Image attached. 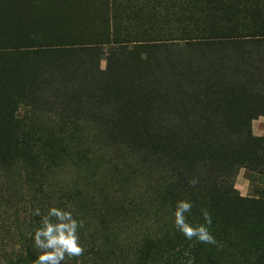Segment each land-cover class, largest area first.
Returning <instances> with one entry per match:
<instances>
[{"label":"rangeland","instance_id":"374dc122","mask_svg":"<svg viewBox=\"0 0 264 264\" xmlns=\"http://www.w3.org/2000/svg\"><path fill=\"white\" fill-rule=\"evenodd\" d=\"M113 15L111 2H106L105 6L103 3L94 4L92 0H0V132H20L22 125L19 119L26 121L31 118L33 123L40 122L46 110H51L64 121L70 109L80 108L88 116L101 113L99 127H102V136L116 117L122 125L128 121L133 111L128 94L137 90L135 86L150 85H146V76L139 79L138 75L137 78L121 55L115 56V63H111L107 73H101L108 69L110 55L118 50L115 43H102L120 31L113 30ZM56 20L60 22L56 23ZM125 24L121 23L119 27H125ZM105 32L106 36L101 37ZM77 42L98 44L94 53L89 54L74 48ZM58 44L62 47L55 48ZM200 50L208 51L206 47ZM162 55L155 50L151 66H167L171 71L189 76L193 60L181 61L185 63L183 65L177 61H173L177 64L166 63L167 59L163 60ZM244 56L247 58L243 59ZM78 57L84 60L82 64L75 62ZM225 59L231 63L226 79L215 72L216 82H227L228 88L236 86L229 88L228 92L243 99L234 101V104L241 103L246 107V117L238 109L236 113L219 115L214 118L216 120L212 118L208 124L202 123L206 131L212 130L220 137L214 146L217 153L213 151L207 159V165L220 163L211 175V180L219 184L225 172L220 169L224 161L217 145L220 149L230 148L227 140L222 141L221 137L231 129L239 133L246 126L253 137L259 139L261 154L258 167L264 168V49H250L246 53L228 51L225 46L216 47L200 66L216 69L217 62ZM239 62L243 63L239 65ZM66 63L71 64L66 66ZM41 66L48 70L44 79L59 74L62 67L68 72L65 76H76L81 72L77 78H82L78 82L73 80L74 85L71 83L69 87L64 80L63 91L55 92L53 85L40 90L37 70ZM142 68L145 65L142 64ZM244 77L250 83L248 89L245 88ZM117 85L119 92L113 91ZM105 94L118 95L113 105L102 100ZM100 107L101 112H96ZM113 108L116 117H108L107 114H114ZM147 112L146 108L139 110V130L145 123ZM121 130L119 125L112 133L122 134L123 131L128 138L133 136V129L128 133ZM82 140L77 147L71 148L64 139L68 152L51 146L49 161L36 167L28 166L30 169L26 171L24 164H14L16 156L12 150L4 151V154H9L4 161L0 159V264H33L40 253L34 249L30 238L41 220V216L33 215V211L39 208L41 214L46 215L49 207L66 205H71L68 210L73 211L74 218L78 219L81 211L92 225H84L78 230L83 253L70 259L66 257L63 264H206L204 250L209 247L225 252L215 260V264H264V173L252 170L256 167L254 160L239 168L232 181H222V185L217 187L214 196V201L218 199L217 207L212 213H221L226 201L223 185L237 190L242 197H261L259 203L235 198L229 202L236 210L237 218L218 217L216 228L212 221L210 231L218 242L217 246L197 242L195 238L186 240L171 222L160 226L155 224L154 218L161 203L158 209L151 208L143 198L134 200L133 204L129 201L121 203L127 194L122 187L124 182L132 183L126 173L128 171L107 163L109 156L104 153L105 146L101 151L100 143L93 146L89 139ZM105 140L103 145L114 148L115 141L108 140L107 136ZM222 150L227 151L228 148ZM95 152L105 157L96 156ZM139 158L145 161L144 156ZM164 200L162 203L172 210L174 202H170V198ZM110 203L114 204L113 210L105 212L104 208ZM253 209H258L260 216H254ZM187 218L192 224L189 215ZM239 218L242 219V227L251 228L252 235L241 236L238 233ZM97 224L107 227L105 238L95 233Z\"/></svg>","mask_w":264,"mask_h":264},{"label":"trees","instance_id":"16d2710c","mask_svg":"<svg viewBox=\"0 0 264 264\" xmlns=\"http://www.w3.org/2000/svg\"><path fill=\"white\" fill-rule=\"evenodd\" d=\"M92 2L101 5L103 3L105 6L106 2H111L114 10L112 17L115 19L112 24L113 30L115 32L120 30L116 35L111 34L110 39L107 37V42H102L115 43L118 50L110 55L108 69L101 73H107L111 69V63H115L113 61L115 56L121 55L137 78L138 75L139 79L146 76L148 78L146 85L150 86H135L134 89L137 90L128 94L127 99L132 103L133 111L123 125L118 122L114 108L113 115L107 114L108 117L113 116L116 119L110 121L109 129L104 136L102 127H99L101 113L92 114V117L80 108L70 109L66 121L57 117L51 110H46L40 122L33 123L31 118L26 121L24 118L19 119L22 125L20 132H0L1 161L9 154H4V151L12 150L13 156H16L14 164H24L27 167L26 171L30 169L28 166L36 167L49 161L47 158L51 156V146L68 152L64 139L71 148L77 147L82 139H89L93 146L100 143L101 151H104L102 147L105 146L104 153L109 156L106 158L109 159L107 163L111 162L112 165L124 169L123 171H128L126 173L132 182L131 185L124 182L122 187L127 194L121 203L129 201L133 204L134 200L143 198L155 209H158L157 206L161 203L154 218V223H158V226L167 222L174 224L173 210L175 202L180 199H189L194 204L191 213L186 214L189 215L192 224L204 222L201 209H206L211 215L214 228L220 220L218 217H226L229 220L237 218L236 210L229 203L232 199L261 202V197L258 199L242 197L238 195L237 190L228 189L223 185L226 201L221 207V213H212L218 201V199L214 201V196L222 181H232L239 168L249 165L250 160L256 162V167L252 170L264 173V168L258 167V158L261 154L259 139L253 137L246 126L239 133L231 129L228 134L221 137L222 141L227 140L230 148L220 149L217 145L218 153H223L221 158L224 161L220 168L225 172L223 178L219 180L221 184L211 180L212 173L218 169L220 163L207 165V159L213 151L216 152L214 146L220 137L212 130L206 131L202 126L214 118L217 119L219 115L236 113L238 109L244 113L245 118L246 107L241 103L234 104V101L243 99L228 92L229 88L236 86L228 88L227 82H216L215 72H219L223 78L229 71L231 63L228 59L217 62L219 65L216 69L212 67L206 69L200 64L208 59L212 50L220 46H225L228 51L239 50L246 53L250 49L263 50L264 0H92ZM57 22L60 21L56 20ZM124 22L127 25L119 27ZM103 36H106V32L101 35ZM74 44L77 45L74 47L77 50L90 54L94 53L98 43ZM60 47L61 44L55 46ZM205 47L208 51L205 53L200 50L201 54L198 50ZM155 50L163 53L162 59L166 58V63L177 61L183 65L185 63L181 61L193 60L195 63H191L189 76L171 71L167 66L159 67L157 64L151 66ZM245 58L247 57L244 56L243 59ZM75 62L82 64L84 60L78 57ZM242 63L239 62V65ZM69 64L71 63L64 65ZM142 64L145 68H142ZM46 71L48 70L42 66L38 67L40 83H37V86L40 90L53 85L55 92L63 91L64 80L69 87L71 83L74 85L73 80L78 82L82 78H77L81 72L76 76L75 74L65 76L68 72L62 67L59 74H52L48 79H44ZM224 78L226 79V76ZM152 83L154 85H151ZM244 84L248 89L250 83L247 79ZM115 90L119 92L118 85L113 87V91ZM118 92L115 93L119 95ZM118 95L105 94L102 100L113 105ZM144 108L148 112L145 123L139 130L141 123L137 117L139 110ZM99 109L101 110V107L97 108L96 112H101ZM78 113H82L83 116ZM119 125L122 130H127V133L133 129V136L128 138L122 130V134H113L112 131ZM106 136L108 140L115 141L113 143L116 147L103 145L107 140ZM118 139L124 142L117 143ZM227 148V151L222 150ZM105 155L96 154L100 157ZM141 156L145 157V161H141L139 158ZM192 180L196 181L195 185L190 183ZM166 198L174 202L172 210L162 203ZM113 205L110 203L104 211L111 212ZM80 214L78 221H83L84 225H92V221H88L85 213L80 211ZM253 215L260 216L258 209H253ZM239 221L241 222L238 225V233L241 236L252 235L251 228L242 227V219L239 218ZM106 229L104 225H95V233L103 235V238L106 237ZM30 239V243L34 245L33 238ZM204 253L206 264H215V260L225 254L214 247H209Z\"/></svg>","mask_w":264,"mask_h":264},{"label":"clouds","instance_id":"9594fccd","mask_svg":"<svg viewBox=\"0 0 264 264\" xmlns=\"http://www.w3.org/2000/svg\"><path fill=\"white\" fill-rule=\"evenodd\" d=\"M195 185L196 181H190ZM194 204L189 199H180L175 202L173 211L175 228L186 240H195L200 243L217 245L210 228L212 218L206 209H201L204 223L190 224L186 214L191 213ZM71 205L65 207H49L47 214L42 215L41 210L36 208L33 215L41 216L40 226L36 228L33 240L34 249L39 250L33 264H63L66 257H78L84 249L80 244L78 230L83 228V221L74 218Z\"/></svg>","mask_w":264,"mask_h":264}]
</instances>
